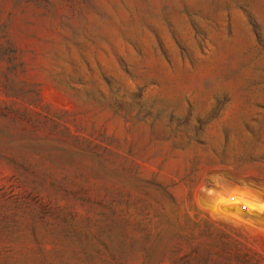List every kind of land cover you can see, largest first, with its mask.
Returning <instances> with one entry per match:
<instances>
[{
  "label": "rangeland",
  "instance_id": "rangeland-1",
  "mask_svg": "<svg viewBox=\"0 0 264 264\" xmlns=\"http://www.w3.org/2000/svg\"><path fill=\"white\" fill-rule=\"evenodd\" d=\"M0 264H264V0H0Z\"/></svg>",
  "mask_w": 264,
  "mask_h": 264
}]
</instances>
